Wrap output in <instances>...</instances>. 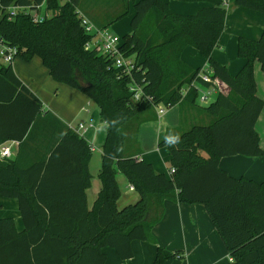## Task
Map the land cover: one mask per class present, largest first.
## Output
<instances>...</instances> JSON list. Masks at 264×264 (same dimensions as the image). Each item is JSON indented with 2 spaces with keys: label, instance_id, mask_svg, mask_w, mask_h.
Returning <instances> with one entry per match:
<instances>
[{
  "label": "trees",
  "instance_id": "16d2710c",
  "mask_svg": "<svg viewBox=\"0 0 264 264\" xmlns=\"http://www.w3.org/2000/svg\"><path fill=\"white\" fill-rule=\"evenodd\" d=\"M180 1L208 5L195 14H181L164 0H134L131 32L122 37L121 44L136 61L137 68L129 75L108 68L110 59L86 49L89 35L77 14L82 12L94 21L83 0H0V38L17 48V58L40 57L54 80L83 91L97 104L102 122L120 118L119 130L106 131L98 172L102 187L92 208L85 198L91 181V151L76 132L66 130L47 159L27 166L19 155L14 160L0 159V195L17 199L24 224L18 230L13 217H0V264H107L105 247L129 259L133 241L153 240L151 231L163 216L166 200L206 207L231 257L220 264H264V181L234 177L219 165L224 156H264L255 128L263 100L257 95L254 76L256 61L264 75V28L257 40L238 38L237 54L244 63L237 73L211 55L230 5L264 13V0ZM43 2L49 17L41 22L24 11L9 10L36 9ZM129 11L126 3L109 23ZM149 18L152 30L146 26ZM109 23L94 24L107 28ZM189 46L207 60V70L182 60ZM203 73L227 88L207 105L199 100L200 89L213 83L205 81ZM133 82L142 86L145 96L138 103L130 99L128 88ZM174 105H179L180 123L158 140L159 147L167 148L170 167L175 169L167 174L139 159V128L157 118L156 106ZM42 114L41 100L18 78L12 64H1L0 145L35 138L42 119L60 122L49 112ZM169 131L180 134L177 147L165 143ZM120 146L123 150L117 151ZM64 149L70 153L65 172L54 168L62 162ZM119 172L139 194L136 202L122 207L118 205ZM76 178L81 181L77 190ZM63 181L70 189L66 197L61 195ZM167 258L158 249L154 264H163Z\"/></svg>",
  "mask_w": 264,
  "mask_h": 264
},
{
  "label": "crops",
  "instance_id": "0c3cea01",
  "mask_svg": "<svg viewBox=\"0 0 264 264\" xmlns=\"http://www.w3.org/2000/svg\"><path fill=\"white\" fill-rule=\"evenodd\" d=\"M164 1L168 3L169 8L173 12L180 13L178 11L182 10L186 11V14H195L199 9L208 5L206 2L200 1ZM263 28L264 13L231 4L227 9L223 32L212 50V57L227 66L231 73H237L244 63V60L237 54L238 38L247 37L257 40ZM184 54H187L190 60L192 58L198 61V65L192 66L190 62L184 59ZM199 57L202 59H199ZM182 60L193 68L208 69L207 60L193 47L189 46L183 51ZM12 68L18 78L41 100L43 104L42 115L45 116L49 112L60 122L51 117L42 119L36 128L37 134L35 138L23 143L18 140L3 142L0 145V159L3 158V147H10L11 150L10 157L6 159L14 160L19 155L24 166L36 159H47L52 149H55L62 142L66 130L70 129L76 132L87 142L91 151L88 162L91 181L90 186L85 189V198L88 208H92L102 187L98 172L102 162V145L106 137V131L100 119L97 104L83 91L64 82L54 80L48 68L38 56L32 57L29 61L17 58L12 64ZM254 76L257 95L263 100V108L256 121L255 128L260 137V146L264 148V75L258 61L254 65ZM211 88L213 89L212 94L215 93L216 95L219 91H227L224 83L218 79L214 80ZM155 113L157 118L149 129L151 139L157 146L154 149H148L144 143L145 139H142L141 145L140 140L141 154L139 159L152 163L156 171L168 174L170 168L169 152L166 147H159L158 140L161 134L179 125V105L167 108L156 106ZM91 119L93 120L92 125L89 124ZM79 123L86 125L85 131H77ZM96 152H99V157ZM61 154L62 162L54 165V168L65 172L70 167V164L66 162L70 153L64 149ZM219 165L234 177L244 176L258 182L264 181V156L240 154L224 156L220 159ZM119 173L121 177L117 180L121 186V196L118 205L122 207L136 202L139 199V194L135 189L130 190L128 188L131 183L121 172ZM78 179H75L76 184L74 187L76 190L77 185L81 184L80 180L78 183ZM66 184L63 181L60 186L63 197H66L68 190H70L65 187ZM123 184L124 189L122 188ZM0 207L4 213H9V215L0 217H13L17 229L22 230L24 228L16 198L0 195ZM151 232L153 240H135L132 242L133 256L131 258L120 261L112 254L114 263L154 264L158 249H162L163 253L168 255L163 264H220L231 260L229 252L203 204L166 200L163 205V216L155 224ZM103 250L107 254L108 263L109 251L107 247Z\"/></svg>",
  "mask_w": 264,
  "mask_h": 264
},
{
  "label": "built area",
  "instance_id": "2783aa9c",
  "mask_svg": "<svg viewBox=\"0 0 264 264\" xmlns=\"http://www.w3.org/2000/svg\"><path fill=\"white\" fill-rule=\"evenodd\" d=\"M66 1V0H60ZM225 5L228 6V2H225ZM43 7L45 9V3L43 2L36 9H29L25 7H11L9 8L12 13L16 11H24L28 13L33 21L41 22L46 17H49V13L44 11V15H41V11H43ZM78 17L80 19L81 25L84 27L85 32L89 35V39L85 44L86 49L97 52L100 55H103L111 60V66L121 70L123 73L131 75L134 69L137 68L136 61L134 56L127 55L124 50L121 48L122 38L109 31L108 28H99L97 27L86 15L82 12H78ZM17 48L15 46H11L7 44L0 38V65H8L13 64L14 60L17 59ZM205 81L214 83V80H211L210 76L207 74H201ZM212 87V86H211ZM205 88L203 91H200L199 100L201 103L207 101L209 96L212 94L213 89ZM129 91L131 92V102L138 103L144 96V92L142 86L138 83H131L129 85ZM201 90V89H200ZM139 94V100H137V95ZM89 124H93V120L89 121ZM86 125L84 123H79L77 127V131H85ZM11 150L10 147L2 148V157L7 158L10 157ZM174 167L169 168V172H174ZM130 190H134V186L132 184L128 185Z\"/></svg>",
  "mask_w": 264,
  "mask_h": 264
},
{
  "label": "rangeland",
  "instance_id": "374dc122",
  "mask_svg": "<svg viewBox=\"0 0 264 264\" xmlns=\"http://www.w3.org/2000/svg\"><path fill=\"white\" fill-rule=\"evenodd\" d=\"M86 7H87V12L90 15V17L93 19L94 23H96L97 25H103V24H107L109 23L110 19L112 17L115 16V14H117L123 7L124 5H128L129 7V14L126 15L125 17L117 20V21H113L111 23H109L107 25V28L109 31L119 35L121 38L123 36H125L126 34H129L131 32V25H130V19L134 13V9H133V5H134V0H83ZM45 9L43 7V11H41V15H44ZM254 11V10H252ZM182 14H186V11H178ZM258 12V11H256ZM261 13V12H259ZM146 26H148L151 30H152V21L151 18L148 19ZM184 59L187 62H190V64L192 66H197L198 65V61H196L195 59H192L193 61H191L188 58V55L184 54ZM199 59H202L201 57H199ZM17 59L14 60V62ZM201 61V60H200ZM13 62V63H14ZM261 67V66H260ZM203 89V87L201 88ZM216 97V94L213 93L209 96V99L205 102H203V105H207L209 104L212 100H214ZM95 106V105H94ZM155 109V108H154ZM155 120L152 121H146L144 123H142L141 127H140V131H139V141H140V145L142 142V139L144 140V143L146 144L148 149H154L157 144L154 143L151 139V132L149 127L151 128V126L153 125L152 123H154ZM263 141H264V136H263ZM153 142V143H152ZM152 143V144H151ZM139 145V146H140ZM141 150V147H140ZM98 151V150H97ZM202 154L205 155V152L202 151ZM96 155H98L99 157V152H96ZM120 173L117 174V179H120L121 175H119ZM122 188L124 189V184L122 185ZM9 215V213H4L2 211V208L0 207V216H6ZM107 250L109 251V257H108V263L107 264H115L112 258V254L115 255V257H117L120 261H122V258H120V256L117 254V252L115 251V249L111 248V247H107Z\"/></svg>",
  "mask_w": 264,
  "mask_h": 264
},
{
  "label": "clouds",
  "instance_id": "9594fccd",
  "mask_svg": "<svg viewBox=\"0 0 264 264\" xmlns=\"http://www.w3.org/2000/svg\"><path fill=\"white\" fill-rule=\"evenodd\" d=\"M137 100H139V94L137 95ZM120 123V118H114L110 121L106 120L103 122L104 130L107 131L109 128H117V125ZM117 130H119L117 128ZM165 143L169 147H177L181 142L180 134L175 131H169L164 137ZM123 146H120L117 151H122Z\"/></svg>",
  "mask_w": 264,
  "mask_h": 264
}]
</instances>
